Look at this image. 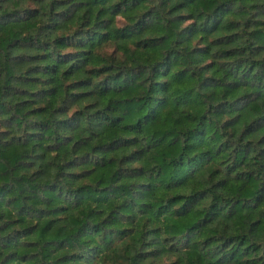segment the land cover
<instances>
[{
    "label": "clouds",
    "instance_id": "1",
    "mask_svg": "<svg viewBox=\"0 0 264 264\" xmlns=\"http://www.w3.org/2000/svg\"><path fill=\"white\" fill-rule=\"evenodd\" d=\"M0 264H264V0H0Z\"/></svg>",
    "mask_w": 264,
    "mask_h": 264
}]
</instances>
